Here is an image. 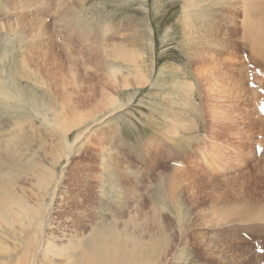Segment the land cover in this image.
Here are the masks:
<instances>
[{
	"label": "rangeland",
	"instance_id": "obj_1",
	"mask_svg": "<svg viewBox=\"0 0 264 264\" xmlns=\"http://www.w3.org/2000/svg\"><path fill=\"white\" fill-rule=\"evenodd\" d=\"M260 6L0 0V195L43 218L19 240L0 224V264H62L99 234L142 264H264V50L239 30Z\"/></svg>",
	"mask_w": 264,
	"mask_h": 264
},
{
	"label": "bare ground",
	"instance_id": "obj_2",
	"mask_svg": "<svg viewBox=\"0 0 264 264\" xmlns=\"http://www.w3.org/2000/svg\"><path fill=\"white\" fill-rule=\"evenodd\" d=\"M252 1L255 4H259V0H250V1L244 0L245 3H243L242 5L240 4V1H238V0L233 1L232 0V9L231 10L232 11L236 10V13L237 14L239 13V15H241V17H242V13H241L242 6H245V5L251 6ZM257 15H258V19L254 23L250 21V18L248 16H245V18H243L242 20L240 19V21H241L240 27L241 28L239 30L242 31V34H243V36L246 37V39L250 38V41L252 40L253 45L256 46L260 51L261 50L263 51L264 50V6H260V10H259ZM236 20H238V19H236ZM233 29H235V28H233ZM227 30H228V28H227ZM216 31H217V27H216ZM245 37L244 38L241 37V38L244 40ZM35 44H36V42H35ZM32 46H34V45H32ZM116 53H117V51H116ZM125 54H126V52H125ZM127 54H129V53H127ZM131 54L132 53H130L127 56H130ZM233 55L234 54H232V56ZM116 56H120V58L122 59V57L126 56V55H124L123 52L120 51V52H118V55H116ZM259 56H258V58H259ZM260 57H262V56H260ZM234 60L236 61L235 57H234ZM233 63H235V62H233ZM237 63H238V61H237ZM263 76H264V72H263ZM38 83H40V82H38ZM257 83H258V85H256V89L258 87H260L261 89H264V86H261V84H260V82H258V80H257ZM263 84H264V82H263ZM249 89L253 90V92H254L256 105L258 104V102L260 100L264 99V96H260L259 94H257L256 89L255 90L252 88H249ZM256 105H255V109L257 112ZM257 114L259 115V117L261 119L264 120V116L262 117V115H263L262 112H260V113L257 112ZM56 118L57 117L55 116V119ZM19 133H20V131L15 135V138H17V140L19 139V136H18ZM19 140H22V138ZM39 143H40V141H39ZM16 144H17V142L15 140V142H14L15 147H16ZM41 144H43V143L41 142ZM258 145L261 147V149H264V145L259 144V143H258ZM16 149H18V148H16ZM253 150H254V153H256L255 147L253 148ZM261 152H263V155H264V151H261ZM18 153L19 152L17 150H14L13 156H14V158H17L19 160L20 157H22V155L17 156ZM29 163H30L29 165L31 167L30 169L32 170V168L35 167V164L33 162H29ZM46 176H47V182H48L49 179H51L50 174L48 173L47 175H45L44 171L38 172V175L36 176V177H39L38 181H37L38 185H39V183L40 184L45 183ZM4 193H7V192H4ZM45 195H47V194H45ZM2 199H10L9 200V205H10L9 208L1 207V203L7 202V201L2 200ZM39 199H40V197H39ZM39 215L41 216V214H39L37 210L33 209V207H30L27 204V200L25 198H23L22 196H15L14 194H9V193H7V195L5 197L0 195V224L5 227V229H6L5 232H10L11 229H15L14 231L16 232V234L19 235V236H16L18 238L17 240L21 239L22 235H27L29 232H31V231L26 230L27 227L34 226L37 229V227L41 224L39 222V221H41L40 219H43V218H40ZM30 236L35 237V235H30ZM89 239L92 243V244H90L89 248L82 247L81 245H79L78 240L71 245H69L68 243H67L68 245H62L63 246V254H62L63 263L62 264H123L125 261H126V264H132V262H130V260H129L132 258L140 259L138 264H142L145 262V259L142 257L143 253L138 249L139 247L137 245H133L131 242H129L130 241L129 238H127V239H123L121 237L115 238L111 234H99V237H94L93 235H91V238H89ZM32 242L34 244H36V242H34V241H32ZM50 244H51V241L47 240V241L43 242V240L41 239L39 242V246H37V249L41 252V254H43L44 251H46L47 248L50 246ZM130 245H132V246H130ZM34 248H35V246L33 247V250H34ZM149 252L151 255H156L159 252V249L157 248L155 242L150 244ZM166 264H169V263L167 262Z\"/></svg>",
	"mask_w": 264,
	"mask_h": 264
},
{
	"label": "snow or ice",
	"instance_id": "obj_3",
	"mask_svg": "<svg viewBox=\"0 0 264 264\" xmlns=\"http://www.w3.org/2000/svg\"><path fill=\"white\" fill-rule=\"evenodd\" d=\"M257 151H264V149H261L259 145L256 146Z\"/></svg>",
	"mask_w": 264,
	"mask_h": 264
}]
</instances>
